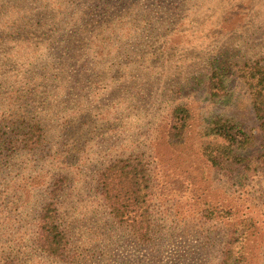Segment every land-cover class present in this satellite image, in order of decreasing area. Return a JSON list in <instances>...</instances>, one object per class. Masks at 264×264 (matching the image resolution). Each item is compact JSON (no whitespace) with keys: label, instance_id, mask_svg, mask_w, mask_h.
Returning <instances> with one entry per match:
<instances>
[{"label":"rangeland","instance_id":"1","mask_svg":"<svg viewBox=\"0 0 264 264\" xmlns=\"http://www.w3.org/2000/svg\"><path fill=\"white\" fill-rule=\"evenodd\" d=\"M36 1L0 0V66L17 74L13 83L0 77V109L3 94L15 92L22 100L15 110L39 119L45 133L39 146L23 149L22 131L0 126V264H222L232 239V264H264V166L236 180L203 156L210 141L203 130L215 117L255 129L247 89L236 73L225 76L226 96L212 101L193 84L208 58L264 60V0H88L110 1L108 17L86 12V0H47L43 9ZM106 18L115 34L93 35L87 21L105 27ZM18 19L15 31L30 42H14ZM41 24L47 31L35 34ZM98 40L112 52L91 56ZM184 81L188 91L175 99L173 87ZM177 103L190 119L183 138L172 141L166 130ZM86 116L98 128L65 169L60 152L79 138ZM128 157L151 178L147 236L115 221L97 188L98 173ZM61 172L68 178L56 189ZM49 202L68 239L61 257L38 245L37 218Z\"/></svg>","mask_w":264,"mask_h":264},{"label":"trees","instance_id":"2","mask_svg":"<svg viewBox=\"0 0 264 264\" xmlns=\"http://www.w3.org/2000/svg\"><path fill=\"white\" fill-rule=\"evenodd\" d=\"M1 1L22 4V0ZM46 2L47 0H43V2L37 0V7L41 9L48 8ZM1 8L6 7L1 6ZM84 8L86 12L96 13L98 11V14L108 17L111 5L110 1H104L102 4L96 5L95 2L91 3L86 0L84 2ZM106 20L105 27L87 21L88 26L94 27L93 35L100 36V32L105 29L109 31L110 35L115 34L116 26L114 25V21H108V18ZM19 22L20 19L12 24L10 28L12 35L17 33L20 36V39H14V42L19 41L18 44L30 42L20 31H15ZM43 30L47 31L45 25H42L34 33L40 34ZM6 32L9 31L7 30ZM1 34L3 33L1 32ZM1 37H4V34L0 36V42L2 41ZM103 40L107 41V38H103ZM103 40L96 41V45L91 47L89 50L91 56L97 57L103 53L107 55L112 52L111 50H105ZM71 42L73 41L68 42L70 48L72 45ZM202 64H204L205 74L200 75L199 78L195 77L196 79H193V84L200 86V88L202 86L212 101L226 96L227 84L225 76L228 77L234 73L242 81L248 92L250 110L256 123L255 129L248 130L234 117L221 115L209 121L203 130L204 137L210 140L203 147V156L207 163L216 171L221 172L231 179L237 180L247 171H250L252 167L257 168V165L264 166V60L229 63L227 65L223 56L219 55L216 58H208L202 61ZM12 74L10 72L4 74L0 66V77L3 79L4 77L7 78L9 83H13V78H17V74ZM94 76H96L95 72ZM185 91H188L185 81L182 84H175L173 87L175 99L182 98ZM14 93H10L7 97L4 94L2 96L1 100H3L4 104H2L0 109V126L10 124V133H14L15 135L22 131L23 149L33 150L44 140L45 133H43V127L39 119H25L15 110V106H19L22 100L19 95ZM189 119L190 112L183 103H177L172 107L166 130L168 139L172 141L181 140L188 126ZM69 121L73 125L74 119L69 117ZM96 121L86 116L82 122V126L78 124V127L82 128L79 133H76L79 135V138L76 140L73 139V143L60 152L63 155L62 161L60 162L63 168L69 169L70 164L75 163L73 161H76L78 156L86 149L87 139H92V134L98 128ZM6 136L9 139L7 142L13 143L14 135L10 134V136ZM5 141L6 138H4ZM53 159L55 162L53 165H57L58 158L54 157ZM69 159L73 161H68ZM67 178L66 174L64 175L62 172L60 175L57 174L54 182L55 188L57 189L60 184L67 181ZM13 188L14 193L17 194L14 197L17 196L15 199L18 201L20 191L24 187L18 184ZM97 188L105 207L115 221L131 226L135 232L142 236L149 234L153 224L151 223L149 205L152 186L150 175L142 167L140 162L130 157L114 160L98 173ZM11 204L13 205H11L12 207L10 209L15 210L17 206L15 201ZM45 204L37 218L38 245L48 255L61 257L67 251V235L58 223L56 204L50 202ZM4 209L6 210L7 207ZM233 241L232 239V241L230 240L228 242L226 255L222 264H232L233 262Z\"/></svg>","mask_w":264,"mask_h":264}]
</instances>
